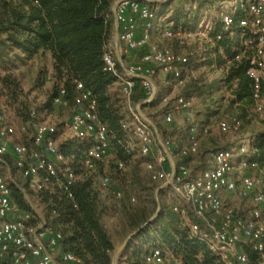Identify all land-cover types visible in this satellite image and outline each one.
Wrapping results in <instances>:
<instances>
[{"label":"built area","instance_id":"built-area-1","mask_svg":"<svg viewBox=\"0 0 264 264\" xmlns=\"http://www.w3.org/2000/svg\"><path fill=\"white\" fill-rule=\"evenodd\" d=\"M150 1L112 0L110 5L112 28L102 47L103 70L115 78L127 115L122 123L126 136L117 139L116 144L124 153L136 152L144 158L143 166L149 179L158 183L153 192L155 196L159 189L168 187L181 201L173 205L172 210L188 229V236L203 242L225 264H250L242 249L244 245L257 253L255 264H264V189L256 188L258 179L249 172L241 176L238 184L233 175L236 169L258 168L257 160L247 156L241 142L229 148L209 147L206 151L208 165L193 172L184 162L175 161L173 142L160 135L143 111V105L152 102L157 94L155 67L160 66L164 73L170 74L173 86H181L180 65L186 62L183 53L150 41L154 29ZM223 9L221 31L207 38L221 61L213 65L218 74L216 96L221 102L235 100L236 80L227 82L226 77L233 62L243 60L245 74L250 79L251 108L264 119V0H227ZM237 11L246 16L234 20ZM107 16V13L103 15L104 21ZM235 24L238 32L233 30ZM207 29L200 30L198 35L205 36ZM161 35L184 46L194 34L161 27ZM223 35L234 39L228 49L230 54L224 47H216L215 40ZM138 48L144 50L135 61L132 53ZM137 85L139 92L135 91ZM64 95L65 89L60 84L52 100L57 111H66L59 122L16 123L0 110V264H83L72 252L60 248L59 231L45 227L41 206L39 210L32 207V201L38 202L34 194L51 193L58 188L72 199L75 207V185L88 181V189L97 194L110 191L115 199L122 195L120 187L113 185L104 170L110 160V135L98 116L91 91L82 81H74L69 110ZM172 99L174 110L187 124V143L179 149L180 156L187 157L198 150L194 100L184 94ZM214 99V95H209L202 107L219 110ZM168 100L169 96L162 97V102ZM164 121H172L170 111ZM240 125L234 118H219L216 129L225 134L235 132ZM66 133L68 138L74 139V144L83 145L75 159L74 155L66 156L61 150L60 142L65 139L61 137ZM114 163L116 169H123L122 160L115 159ZM12 186L28 203V210L17 206ZM221 191L248 199L251 208L243 216L237 215L231 206L223 205ZM146 261L161 264L158 250H152Z\"/></svg>","mask_w":264,"mask_h":264},{"label":"trees","instance_id":"trees-1","mask_svg":"<svg viewBox=\"0 0 264 264\" xmlns=\"http://www.w3.org/2000/svg\"><path fill=\"white\" fill-rule=\"evenodd\" d=\"M226 1L149 2L154 13V29L168 27L194 34L189 45L187 43L180 46L185 48L181 53L186 56V62L180 65L181 78L185 84L184 95L196 96L202 103L206 97L214 95L218 108L222 103L215 95L218 81H207L206 76L196 77L195 74L201 69L204 74L206 70L210 71L214 64L219 65L221 62L217 50L211 47L207 38L221 31L220 15L224 11L222 5ZM111 3L112 0H0V105L12 111L11 119L16 123L47 120L51 114L60 113L57 111L58 107L52 104L59 85L65 89L64 98L67 100L69 110L74 81H82L91 91L98 116L110 135V160L104 168L105 173L111 178L113 185L117 184L122 192L121 197L115 199L110 191L100 195L88 189V181L78 182L73 190L75 207L72 206V199L67 198L58 188L51 193L34 194L41 206L45 227L59 231L60 248L72 252L83 264H112L115 247L111 241L110 228L112 232L117 230L125 233L123 238L129 232H135L118 253L115 264H152L146 261V257L154 249L159 252L161 264L174 262L225 264L203 242L188 236V229L182 224L178 213L166 207L169 199L166 196L169 193L168 187L158 190L160 207L156 211L153 192L158 183L149 179L143 166L144 158L136 152L124 153L116 144L117 139L126 136L122 123L127 119V115L115 78L103 70L102 47L109 38L112 28ZM105 13L108 15L106 21L103 19ZM243 16H246V13L237 11L233 19ZM206 27L208 29L205 36L198 35V32ZM233 30L239 31L237 24L233 26ZM233 42L234 39L227 35L215 40L216 47H224L228 54ZM143 50L144 48L134 50L133 60H138ZM45 53L51 58V73L46 76L45 71H38L31 87L24 91L13 70L27 59ZM245 69L246 64L243 60L234 61L226 81L236 80V98L230 101L251 107L250 79L246 76ZM154 80L158 88L157 94L152 102L143 105V111L160 135L169 139L166 135H169L172 123H166L164 116L174 110V104L172 98L162 102V97L168 96L163 86L167 82L171 85L172 78L169 73H164L161 67L157 66ZM46 81L50 85L44 92L43 99L36 104L30 95L33 91L43 88ZM135 91H140L138 85ZM0 110L6 115V111L1 108ZM219 113H221L219 110L211 111L203 107L194 110L196 118L204 114ZM230 118L241 122L235 132L239 131L242 126L241 118L239 116ZM185 130L187 133V127ZM73 144L74 139L65 138L60 142V147L66 156L74 155L75 159L83 145L72 146ZM251 145L254 149L251 157L257 160L258 167L264 172V135L254 138ZM72 147H76L75 150H72ZM180 148L176 151L173 143L175 161L184 162L188 166L186 162L188 156L181 157ZM115 159L124 162L123 169L115 168ZM140 169L146 173V181L141 179ZM12 195L19 208L29 209L28 203L13 186ZM130 198L134 200L131 201ZM122 217L125 220H122ZM146 221L148 223L143 225ZM242 249L247 255L248 262L255 264L257 253L247 245Z\"/></svg>","mask_w":264,"mask_h":264},{"label":"rangeland","instance_id":"rangeland-1","mask_svg":"<svg viewBox=\"0 0 264 264\" xmlns=\"http://www.w3.org/2000/svg\"><path fill=\"white\" fill-rule=\"evenodd\" d=\"M223 6L224 4L222 5V7ZM152 32H153V38H150V41L152 43L158 46H161V47L164 46V47L171 48L178 52H183V50L185 49L184 47L178 46L173 41L164 38L161 35V28L157 27L153 29ZM192 41L193 39L191 38V40H189L188 42V45ZM40 70L45 71L46 76H48L51 73V58L48 53L40 54V55L38 54L36 56H33L31 59H27L24 63L19 64V66L13 70V73L16 75V77L21 82V85L24 91H27L31 87L32 82L34 81L38 71ZM202 71L203 69L197 71L195 76L202 77L201 75H203L204 77L206 76L207 81L208 80H212L213 82L218 81V74L213 68H211L210 71L206 70L204 74ZM49 85L50 84L48 83V81H46L43 88L33 91L31 93L30 98L34 99L36 104L39 103V101L43 99L44 92L49 87ZM184 85L185 84H182L181 86H173L172 84L170 85V82H167V83H164L163 88L167 91L168 93L167 95L169 96V98H172L177 94H185ZM191 97L194 100L195 110H200V108L202 107L201 99H199L196 96H191ZM0 108L6 111L7 112L6 115L9 118H11L12 111L10 109H6L5 107L1 105H0ZM219 111L221 113H219L218 115L204 114V116L202 115L197 118L195 116L197 113H195L194 115L197 138H198V150L195 154L189 155L186 158V162L189 168H191L193 172H196L199 169H203L208 165V158L206 155V149L208 147L224 146L226 148H229L241 142L243 145H245L247 149V156L251 157L254 153L253 145H251V142L257 136L264 135V119L262 116L253 112L252 108L249 105H242L239 102H232L230 100H226L222 102L221 105L219 106ZM65 114H66V111L61 112V113L55 112L51 114L50 116H48L47 120L51 119L55 122H59L64 119ZM171 115H172V121H171L172 127L170 128L169 135H166V136L171 141H173L176 151H177L178 148H180L181 146L187 143V133L185 130L187 125L185 123L184 118L180 115L178 111L171 110ZM233 116H239L241 118L242 126L239 129V131L225 133V134L220 133L216 129L217 120L219 118H230ZM204 128L207 129V132H203ZM62 138H68L67 133L62 134L61 139ZM245 172H249V174H252L253 176H255L256 179H258L256 188L264 189V172L259 167L253 170L236 169L235 174L233 175L238 183H239L241 176ZM139 175L143 181L147 180L146 173L143 171V169H140ZM166 196L167 198H169L166 203L167 208L172 209L173 205H179L181 202L170 189H169V193ZM220 197H221V201L223 205L231 206L238 215L243 216L251 208V203L248 199H243L236 194H229V193H224L223 191H221ZM158 198L159 197L154 195V199L156 201V209L160 207L158 204ZM31 204L33 208L39 210L38 202L32 201ZM123 219L124 217H122V220ZM123 223H126V222H123ZM113 233H115V235L117 236L118 241H121L125 238V237L123 238V235L125 233L118 232L117 230L115 232L113 230L112 234ZM128 234H130V232ZM128 234H126V236ZM132 237L133 235L130 238ZM115 261H117V258Z\"/></svg>","mask_w":264,"mask_h":264},{"label":"water","instance_id":"water-1","mask_svg":"<svg viewBox=\"0 0 264 264\" xmlns=\"http://www.w3.org/2000/svg\"><path fill=\"white\" fill-rule=\"evenodd\" d=\"M158 209H156V211H157ZM156 211H155V213H156ZM154 213V214H155ZM154 216V215H153ZM152 218V217H151ZM150 218V219H151ZM149 219V220H150ZM148 220V221H149ZM148 221H146L143 225H146L147 223H148ZM134 233L135 232H132V233H130V234H128L123 240H122V242L120 243V245L115 249V251H114V253H113V257H112V261L113 262H115V260H116V258H117V255H118V253L123 249V247L125 246V244H126V242L128 241V239L132 236V235H134Z\"/></svg>","mask_w":264,"mask_h":264},{"label":"crops","instance_id":"crops-1","mask_svg":"<svg viewBox=\"0 0 264 264\" xmlns=\"http://www.w3.org/2000/svg\"><path fill=\"white\" fill-rule=\"evenodd\" d=\"M151 36H152V37H151ZM151 36H150V38H153V32H151ZM109 233L112 234V229H111V228L109 229ZM111 241H112V243H113L115 249H116V248L120 245V243H121V241H118V238H117V236L115 235V233H113V234L111 235Z\"/></svg>","mask_w":264,"mask_h":264}]
</instances>
